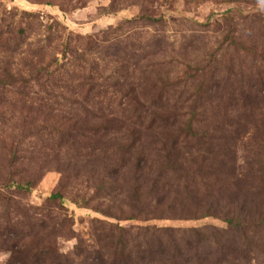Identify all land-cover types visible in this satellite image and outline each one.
Listing matches in <instances>:
<instances>
[{"label":"rangeland","instance_id":"1","mask_svg":"<svg viewBox=\"0 0 264 264\" xmlns=\"http://www.w3.org/2000/svg\"><path fill=\"white\" fill-rule=\"evenodd\" d=\"M109 2L0 0V49L14 48L17 28H25V42L12 52L11 59L1 58L0 67L11 61L12 71L25 74L32 85H20L25 90V102L14 103L13 95L15 99L21 97L15 92L19 85L3 87L0 83V185L7 178L15 181L7 190L0 188L9 198L0 200L1 225L22 226L30 234L26 238L34 244L53 242L48 258L38 253L35 264L75 258L74 251L91 249L88 244H94L95 232L109 234L112 231L107 226L113 230L119 221L126 229L125 239L131 240L128 248L135 252L142 245L139 228L157 226L167 228L166 233L173 236L182 231L188 233L189 250L185 252L193 264H264V224L230 225L221 218L205 215L207 204L232 212L242 221L253 217L254 212L264 213V85L253 77L256 66L264 69V1L235 4L224 0H127L117 10L107 12ZM140 4L156 16L163 15L162 22L123 23L140 14ZM116 25L121 29L114 30ZM240 30L239 39L251 47L255 44V48L239 50L232 43L238 41ZM118 47L124 48L121 56L126 70L117 73L104 58ZM30 57L41 73L28 70ZM127 85L137 87L135 93L141 92L169 114L178 111L183 113L181 118H202L197 124L199 130L217 134L208 143L211 150L202 158L187 157L195 166L168 175L170 181L178 174L187 175L192 181L190 174L195 175L202 199V205L196 208L197 216L125 220L118 214L119 197L112 193L111 197L96 198L93 182L84 171L81 177L71 178V187L64 191L63 209H56L57 200L46 198L48 192L60 188L61 170L73 176L74 169L88 158L79 147V154L74 150L71 158L72 142L66 138L65 143L58 140L59 132H68L71 126L78 129L76 113H87L78 109L74 100L85 95L96 100L99 96L114 106L119 98L123 99L122 86ZM86 120L83 123L87 133L89 128L98 127L100 136L105 134L99 141L98 137H88L81 145L93 142L95 146H111L107 150L109 156L115 138L110 135L112 129L101 130L109 125L106 118ZM143 132L140 128V135ZM103 151L106 150L98 151L102 161L108 158ZM112 158L110 161L117 163ZM61 160L65 163L58 162ZM18 182L29 183V189L17 188ZM97 206L117 212L120 219L102 216L93 209ZM59 211L74 221L79 248H75V237L56 235L57 221L51 217H57ZM93 218L103 220L97 227L100 230H94L99 223ZM112 234L116 239L117 232ZM163 245V239L154 240L153 250L148 252L156 264H168ZM8 258V252L0 249V264Z\"/></svg>","mask_w":264,"mask_h":264},{"label":"trees","instance_id":"2","mask_svg":"<svg viewBox=\"0 0 264 264\" xmlns=\"http://www.w3.org/2000/svg\"><path fill=\"white\" fill-rule=\"evenodd\" d=\"M123 1L125 2L127 0H110L107 7L110 11L107 12L117 10L122 5ZM144 1L148 3L152 2V0ZM224 1L233 2L235 4H255L264 0ZM83 5L84 2L81 6ZM140 5V14L135 16V18L125 20L123 23L129 24L135 20L149 24L162 22L163 15L159 14L156 16L143 6V4ZM247 17L249 16L244 15V18ZM109 28L112 29L111 27ZM119 29H121L119 25H116L114 28V30ZM7 31L9 32V30ZM24 33V27L17 28V44L13 46L14 48L5 46L4 49H0V59L2 58L3 61H6L7 58L13 56L12 52H15V49H18V47L25 42ZM2 34L3 32H1L0 35ZM237 34L238 41L232 43L238 46L237 48H239V50L247 51L255 48V44H252L251 47L246 44L243 39H239V36L241 37L242 35L241 30L240 33ZM112 49L113 51L104 58V62L106 64L112 63L117 73L121 70H126V68H124L126 65L122 63L123 58L121 56V52H124V48L119 49L118 47ZM27 51H29V44ZM27 54L24 55V57H26ZM261 57L264 62V56L262 55ZM31 60L32 58L30 57L28 70L35 72L36 75L41 73L40 68L33 66L34 62ZM10 64L11 61L9 65H2L0 67V83L3 87H15L19 85L15 92L21 97L15 99L16 96L13 95L12 98H14V103L16 101L22 102V100H24L22 94L25 90L23 91V89H20V85L27 88L32 85L25 74L22 75L13 72L10 68ZM130 65L129 63V66ZM117 73H115L117 76L123 77L122 74H120V76ZM28 74L29 72H26L27 76ZM253 77L256 82L259 80L260 83L264 85V69L262 70L261 67L256 66L253 70ZM39 78L40 77H38V80ZM33 79L35 78L33 77ZM102 79H104V77H102ZM112 82L114 84V80ZM27 83H29V85H27ZM97 84L99 86V83H96V85ZM103 84L104 82H101V86ZM122 84L126 85L125 83ZM122 87L125 93H122L123 99L119 98L114 106H110L109 100L104 103V100L100 99L99 96H97L98 99L96 100L95 97L87 98V95L81 100H74L77 104V108L87 113H76L78 117L75 121L80 122L78 129L71 126L68 132H59L60 138H58V140L64 142L63 139L66 138L72 142L70 145L74 147H72V152L70 154L71 158L73 157L72 153L74 150L79 154L78 147L85 151L83 152V156H88V158L81 164L80 170L78 167L74 169L75 173L73 176H69L67 175L68 172L61 170L60 188L54 192H48L46 198L48 200H57L56 209H63L66 201L64 191L67 192L66 188L68 186L71 187V178L81 177L82 171H84L85 175H87V179L93 182L94 190H96L94 192L96 193V198H105V195L111 197L112 193L116 194L114 197H119L118 204L120 208L118 214L125 216V220H132L135 218L171 220L197 216L198 213L196 212V208L202 205V199L200 197L199 187L194 180L195 175L190 174V177L193 179L192 181L187 175L181 176V174L176 175L175 178L170 181L168 175L176 174V171L182 169L190 170L195 166V162L192 160L202 158L203 153L211 150L208 143L217 136V134L213 131L211 133L208 129L205 131L199 130L197 124L202 121V118L195 119L191 115H189L187 119L184 117L181 118L183 113L178 111H175L174 114H169L166 110L160 109L164 107L154 104L153 101L144 98L141 92L140 94L138 91L135 93L137 87L132 85ZM31 104L34 108V103ZM101 117H105L107 124H109L101 130L108 131L112 129L110 135H113L115 138L113 143L114 148L110 151L109 156L107 155V150L111 146L102 145V143L95 146L96 143L93 142L81 145V142L88 137H98L97 139L99 141L101 136L105 134L103 133L100 136V129H98V127L89 128L88 134L85 131V124L83 123L87 122V118H91V120L94 121ZM120 128L124 130L118 131ZM140 128L144 130L141 135ZM145 141L149 143H143ZM100 150H106L102 153L108 156V158L103 161H106L108 164H99L103 162L98 153ZM129 155H131V157ZM189 155L192 156V160H187ZM110 156H113L112 159H115L117 163L110 161ZM12 159L13 155L9 162ZM58 162L65 163L64 160ZM13 183H15V181L7 178L2 181L0 188L7 190ZM16 185L17 188H25L27 186L29 189L30 187L29 183L25 184L18 182ZM7 199L9 198L0 192V200L4 201ZM69 201H71V199H69ZM87 201L89 202V200ZM74 202L77 203L75 200ZM79 206L82 207L81 205ZM93 209L101 213L104 217L116 220L120 219L115 210L116 213L106 211L101 206H97ZM258 212L259 210H257V213ZM205 215L221 218L230 225L243 226L246 223H253L255 225L264 224L263 211L259 212V214L254 212L253 217H246V219L242 221L240 220V216H235L232 212H227L219 209L217 206L207 204ZM56 216L57 217H51L55 222L57 221L56 224L58 228L56 235L65 236L68 239L75 237L77 240V235L72 227L74 221L70 215L59 211ZM92 221L99 223V225H95V223L92 224L93 226L95 225L94 230H100V228L98 229L97 227H101L103 220L93 218ZM115 227L117 232L116 239L112 238V233H116L115 229L112 230L111 227L107 226L109 231L112 232L109 234L102 231L95 232L94 244H88L91 249H83L78 252L74 251L75 258L68 260L67 257H63L66 259H60L55 264H156L149 258L148 252L153 250L154 240L157 239H163L164 252L168 254V264H193L187 252H185L189 250V240H186L188 233L186 231H182L179 235L173 236L166 233L167 228L142 226L139 228V230H142L139 232L142 245H140L139 251L135 252V250L127 246L128 241L131 240L125 239L126 229L124 225L119 221L116 222ZM29 235V233L24 232L23 227L20 225L2 226L0 223V249L5 250L9 254V258L5 264H35L37 262L38 253L43 254L45 259L48 258L46 257L47 253L54 249L53 242L42 246L38 243L34 244L32 240L26 238ZM79 242L80 240L78 239L75 248H79L77 247L79 246ZM108 243H110V246H107ZM110 249H114L113 253L108 252Z\"/></svg>","mask_w":264,"mask_h":264}]
</instances>
